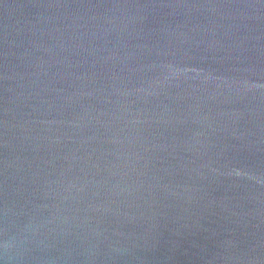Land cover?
<instances>
[{"label": "water", "instance_id": "95a60500", "mask_svg": "<svg viewBox=\"0 0 264 264\" xmlns=\"http://www.w3.org/2000/svg\"><path fill=\"white\" fill-rule=\"evenodd\" d=\"M0 264H264V0H0Z\"/></svg>", "mask_w": 264, "mask_h": 264}]
</instances>
